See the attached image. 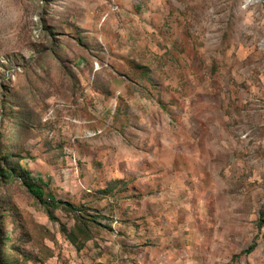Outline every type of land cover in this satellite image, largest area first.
<instances>
[{"label": "rangeland", "instance_id": "obj_1", "mask_svg": "<svg viewBox=\"0 0 264 264\" xmlns=\"http://www.w3.org/2000/svg\"><path fill=\"white\" fill-rule=\"evenodd\" d=\"M0 264H264V0H0Z\"/></svg>", "mask_w": 264, "mask_h": 264}, {"label": "trees", "instance_id": "obj_2", "mask_svg": "<svg viewBox=\"0 0 264 264\" xmlns=\"http://www.w3.org/2000/svg\"><path fill=\"white\" fill-rule=\"evenodd\" d=\"M15 174H16L15 170L9 169V168H3L1 175L7 179H10L14 177ZM19 178L23 181V183L28 188V190L31 192V194L40 201V203H42L43 205H46L48 208H53L56 206L55 199L52 196L48 197V201L50 202V203L48 202L49 205L44 200L43 198L44 192H43L42 186H40L37 182L34 181L30 173L25 171V175H20ZM46 211H47L48 217L52 219L51 212L49 211V209H47ZM254 249H255V245H252L249 248L248 252L251 253L253 252Z\"/></svg>", "mask_w": 264, "mask_h": 264}, {"label": "bare ground", "instance_id": "obj_3", "mask_svg": "<svg viewBox=\"0 0 264 264\" xmlns=\"http://www.w3.org/2000/svg\"><path fill=\"white\" fill-rule=\"evenodd\" d=\"M206 206V205H205ZM205 211V210H204Z\"/></svg>", "mask_w": 264, "mask_h": 264}]
</instances>
